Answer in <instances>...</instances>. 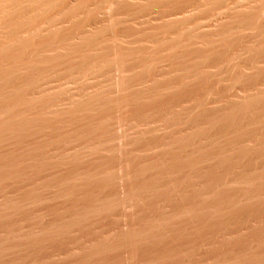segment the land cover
Listing matches in <instances>:
<instances>
[{
    "label": "rangeland",
    "instance_id": "obj_1",
    "mask_svg": "<svg viewBox=\"0 0 264 264\" xmlns=\"http://www.w3.org/2000/svg\"><path fill=\"white\" fill-rule=\"evenodd\" d=\"M0 264H264V0H0Z\"/></svg>",
    "mask_w": 264,
    "mask_h": 264
}]
</instances>
